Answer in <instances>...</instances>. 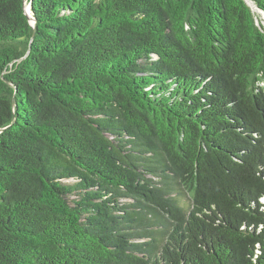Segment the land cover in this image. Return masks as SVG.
<instances>
[{
  "label": "trees",
  "instance_id": "16d2710c",
  "mask_svg": "<svg viewBox=\"0 0 264 264\" xmlns=\"http://www.w3.org/2000/svg\"><path fill=\"white\" fill-rule=\"evenodd\" d=\"M253 9L0 0V264H264Z\"/></svg>",
  "mask_w": 264,
  "mask_h": 264
},
{
  "label": "rangeland",
  "instance_id": "374dc122",
  "mask_svg": "<svg viewBox=\"0 0 264 264\" xmlns=\"http://www.w3.org/2000/svg\"><path fill=\"white\" fill-rule=\"evenodd\" d=\"M27 7L28 6L26 5V8ZM253 12L255 14V18H256L257 23L264 27V13L257 11L256 9H253Z\"/></svg>",
  "mask_w": 264,
  "mask_h": 264
},
{
  "label": "water",
  "instance_id": "95a60500",
  "mask_svg": "<svg viewBox=\"0 0 264 264\" xmlns=\"http://www.w3.org/2000/svg\"><path fill=\"white\" fill-rule=\"evenodd\" d=\"M28 6V5H27ZM25 14H26V17L30 23V25L34 28L35 27V21L34 19L32 18V16L30 15V10H29V6L27 8H25Z\"/></svg>",
  "mask_w": 264,
  "mask_h": 264
}]
</instances>
